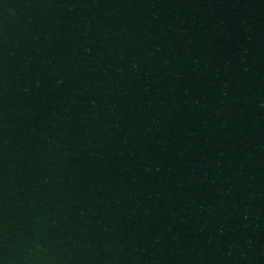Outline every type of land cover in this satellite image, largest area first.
Instances as JSON below:
<instances>
[{
	"label": "water",
	"instance_id": "obj_1",
	"mask_svg": "<svg viewBox=\"0 0 264 264\" xmlns=\"http://www.w3.org/2000/svg\"><path fill=\"white\" fill-rule=\"evenodd\" d=\"M0 264H264V0H0Z\"/></svg>",
	"mask_w": 264,
	"mask_h": 264
}]
</instances>
